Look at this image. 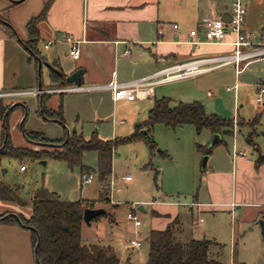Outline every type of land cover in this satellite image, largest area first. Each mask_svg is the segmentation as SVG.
<instances>
[{"label":"crops","instance_id":"0c3cea01","mask_svg":"<svg viewBox=\"0 0 264 264\" xmlns=\"http://www.w3.org/2000/svg\"><path fill=\"white\" fill-rule=\"evenodd\" d=\"M47 2L49 5L46 15L37 24L40 32L39 47L44 55V59L39 60V63L44 62L40 72L35 58L30 59V51L24 40L28 38L29 20L39 15ZM230 2L207 0L205 11L202 12L203 3L200 0H0V14L8 19L18 34L13 36L6 25L0 22V97L11 104H26V107L18 106L9 118V127L10 120L14 124L12 133L10 131L14 144L27 147L35 145L25 133V130H39L33 122L24 125L30 105L35 108L39 118L62 125L63 134L50 136L53 138L65 136L68 139L72 133L79 131L77 127L74 131L73 125L68 122L71 114L76 119L87 120L89 117L86 107L77 104V100L72 97L78 91H47L77 84L53 83L48 64H59L65 77L81 68L83 83L92 84L105 83L113 77L131 79L175 62L229 52L234 47L231 40L235 38V34L229 33L225 42H202L196 45L191 41L190 31L198 29L203 36L204 17L209 13L228 14ZM246 3L245 25L258 32V39L264 41V10L259 9L264 0H246ZM175 23L179 24V28H175ZM74 43L80 48L78 58L70 53ZM47 44L49 45L46 46ZM127 49L130 50L128 54L125 53ZM259 61L264 64V59L253 60L239 73ZM44 68L48 69V76L43 80ZM257 78L259 83L250 84H257L258 89L264 87L262 64ZM184 81L178 79L157 85L153 95L155 100L163 96L172 97L173 104L179 100H197H186V92L189 90L171 86ZM158 88L162 89L160 97H157ZM40 90L43 91L38 92ZM105 90L115 107L129 105L134 108L131 116L133 121L140 116L148 117L149 110L155 103L153 99L115 100L112 92ZM18 91L23 92L17 93ZM44 93L51 94L47 106L53 110H58L63 99L64 122L44 114L40 107ZM25 96L31 98L27 99ZM139 109L146 110V113L139 115ZM116 120L117 123L120 121ZM237 125L238 123L232 133H221L220 141L215 143L212 150L204 152L208 154L205 167L198 169L193 199L185 204L188 206L187 210H181L177 202L155 200L152 225L148 232L154 228L163 229L178 218L180 237L184 238V220L190 215L193 222L191 237L214 239L211 249L223 243L230 245V259L221 260L228 264H264V230L261 223L264 220V163H257L260 152L264 154V151L256 136V144L253 145L248 140L252 126L251 131L241 136L237 132ZM5 127L6 121L0 119V148ZM215 134L211 131L213 138ZM213 138H208L205 145H211ZM126 176L127 174L124 177ZM131 180L132 178L127 179ZM1 182L3 177L0 173V184ZM10 184L20 187L19 184ZM139 207L144 210L143 205ZM32 210L31 204L23 206L0 197V214L12 211L30 216ZM141 225L142 223L137 227ZM138 238L132 239V242ZM132 242H127L125 246L131 247ZM108 244L114 246L113 243ZM211 251L218 254L215 249ZM251 251L254 252V257H250ZM118 254L122 262L130 261V258L124 260L119 251ZM259 258L261 261L258 263L256 260ZM0 264H39L29 229L17 223L0 222Z\"/></svg>","mask_w":264,"mask_h":264},{"label":"rangeland","instance_id":"374dc122","mask_svg":"<svg viewBox=\"0 0 264 264\" xmlns=\"http://www.w3.org/2000/svg\"><path fill=\"white\" fill-rule=\"evenodd\" d=\"M200 1L203 3L201 9L203 12L207 0ZM259 9L264 10V4H261ZM261 64L264 65L260 61L252 64L248 70L239 74L236 73L235 64H228L197 77L186 78L184 82L171 86L182 88L184 91L189 90L186 92V100H200L209 112H217L226 118L234 119V127L238 123L237 132L241 136L251 131V123L248 120L259 116L258 134L255 136L264 151V101L260 103L257 99L259 96L257 84H250L260 82L257 77ZM47 76L48 69L44 68L43 80ZM161 90L158 88L157 97L162 96ZM72 97L77 100V104L86 107L89 117L87 120L76 119L75 115L71 114L68 122L73 125V129L77 127L78 132L83 133L86 138H90L94 131L104 139L128 135L135 130L136 121H142L147 117V115L140 116L133 121L131 116L134 108L129 105L115 107L105 89L78 91ZM25 98L30 99L31 96ZM150 99L154 101L155 97L151 96L144 100ZM145 111L139 109L138 114L144 115ZM114 117L120 121L115 122L117 120H114ZM32 122L35 128L42 130L46 135L63 134L62 125L39 118L35 108L30 105L24 125ZM13 125V120H10V131ZM151 134L158 146L156 149L151 148L148 138L141 136L134 141L119 145L114 150L108 195L106 199H100L96 207H105L114 214L115 220L111 221L108 215H102L90 224L85 221L83 226L85 243H113L115 249L122 253L124 260L130 258L131 264L147 263L150 251L148 229L152 225L155 200L177 202L181 210H187L188 206L185 204L193 199V189L199 175L198 169L205 167L208 156L204 154L201 145H205L208 138H213L211 130L206 128L198 132L192 123L173 127L159 122L152 127ZM226 136L229 138L228 135ZM32 141L38 147L35 145L28 147L34 150L53 148L52 144L45 147L41 142ZM61 145L62 143L55 147L61 148ZM82 163L97 168L98 152L86 151ZM22 164L26 165V170L21 169ZM156 169L159 170L158 177H156ZM0 173L4 182L19 184L21 195L28 201H31L34 191L42 186L55 191L62 198L71 200L95 199L101 194L99 173L96 170L93 171V180L85 182L81 165L72 167L66 160L53 156L38 159L26 157L22 160L4 156L0 164ZM126 174L131 175V181H127L124 177ZM140 205L144 206V210L139 207ZM134 210L142 221L139 228L128 217L129 212ZM184 221L186 237L184 236L183 239H188L191 237L192 217L189 215ZM137 237L142 242L140 247L125 246L127 242L131 243L132 239ZM216 247L212 249L218 254L210 251L212 256L220 255V259H230L229 244L223 243ZM252 251L250 257H254ZM260 261V258L256 260L258 263Z\"/></svg>","mask_w":264,"mask_h":264},{"label":"trees","instance_id":"16d2710c","mask_svg":"<svg viewBox=\"0 0 264 264\" xmlns=\"http://www.w3.org/2000/svg\"><path fill=\"white\" fill-rule=\"evenodd\" d=\"M49 2L44 10L37 16L32 17L28 22V38L24 40L30 51V59L35 58V63L39 67V60L44 59V55L39 47L40 32L38 21L46 15ZM0 22H3L13 36H18L15 28L0 14ZM56 69H51L53 83L60 85L68 84L69 81L59 64H55ZM63 74H62V73ZM50 93H44L40 102V107L46 116L56 117L62 122L65 121L63 99L58 110H53L47 106ZM173 98L163 96L157 98L153 107L149 110L148 117L135 124V130L123 136L104 139L94 131L90 138H86L83 133L74 132L67 139L53 138L39 130H25L29 139L43 143L45 147L52 144V149L44 148L34 150L27 146L15 145L9 130V118L11 113L18 107H26V104H11L6 102L4 97H0V119L6 121L4 137L0 148V164L4 156L24 159L46 158L53 156L66 160L72 167L81 165L83 172L97 171L101 183V194L95 199H66L60 197L55 191L47 187H39L34 193L31 201L24 198L20 193V187L10 183L1 182L0 197L6 201H13L20 205H32V214L26 216L22 212L7 211L0 214V222L17 223L27 228L32 234V243L39 264H131L128 260L122 262L118 251L110 244L85 243L83 240L84 212L87 207H96L100 199H106L108 188L110 187V175L113 171V153L121 144L129 143L141 136L148 138L151 148L158 146L151 134L152 127L159 122L169 126H182L187 123L195 125L196 130L201 132L209 129L213 133H232L234 130V119H229L217 112H209L200 100L184 101L179 100L173 104ZM259 116L249 120L253 127L248 140L254 145L256 124ZM147 128V132L143 129ZM220 141V140H219ZM218 141V142H219ZM62 143L61 148L55 145ZM217 143V142H216ZM213 145H201L205 153H209ZM256 149H259L258 147ZM95 150L98 152L99 164L97 168L89 167L82 163L83 155L86 151ZM257 163H264V154L260 152ZM159 170L156 169V177ZM102 215H108L110 220H114V214L106 211ZM180 221L178 218L172 220L167 227L154 228L149 233L150 251L146 264H228L227 262L210 254L211 245L214 239L202 237H190L183 239L180 237Z\"/></svg>","mask_w":264,"mask_h":264},{"label":"built area","instance_id":"2783aa9c","mask_svg":"<svg viewBox=\"0 0 264 264\" xmlns=\"http://www.w3.org/2000/svg\"><path fill=\"white\" fill-rule=\"evenodd\" d=\"M228 14L230 16L229 20H226L223 14H207L203 19V36H201L198 29H192L190 35L192 36L191 41L198 45L202 42H225L228 34L233 33L235 34V38L231 40V43L234 47L229 52H221L175 62L173 64L162 66L149 74L131 79L121 80L117 77H113L105 83L71 84L48 89L47 91H88L108 89L112 92L115 100L146 99L155 94L156 86L159 84L178 79L194 78L228 64H235L236 72L239 73L251 61L264 59V41L258 39V32L245 25L247 19L246 0H231ZM174 26L175 28H179L178 23H175ZM48 45L49 44L46 46ZM70 53L74 58L80 56V48L78 44H73ZM125 53H130V50L127 49ZM42 91L43 90H40L38 92ZM22 92L23 91H18L17 93ZM257 99L260 103L264 101L263 86L259 87V96ZM241 152L245 153V151ZM26 168V165L23 164L22 169ZM93 175V172H84L82 177L85 182H91L93 180ZM126 178L131 179V175H127ZM128 217L130 220L134 221L136 226H139L142 223L136 210L129 212ZM132 245L140 246L142 245V242L139 239L134 240Z\"/></svg>","mask_w":264,"mask_h":264},{"label":"water","instance_id":"95a60500","mask_svg":"<svg viewBox=\"0 0 264 264\" xmlns=\"http://www.w3.org/2000/svg\"><path fill=\"white\" fill-rule=\"evenodd\" d=\"M224 18L226 20H229L230 19L229 14L224 15ZM43 63H44L43 61H40V63H39V70H40V72H42ZM46 64H48V63H46ZM48 65L51 67V69L58 70V69H56V67L54 65H52V64H48ZM82 75H83V70L81 68H79V69L75 70L74 72H72L71 74H69L66 78L71 83L76 82L77 84H82L83 83V76ZM75 130L76 129H74V131ZM143 132H147L148 133V129L147 128H144L143 129ZM220 137H221V133H216L215 134V137L211 141V145H213L214 143H216L220 139ZM106 211H107V209L105 207H103V206H100V207H87L85 209V212H84V220L87 223L90 224V223H92V221L97 216H99L100 214H102V213H104ZM261 223H262V228L264 230V220H261Z\"/></svg>","mask_w":264,"mask_h":264}]
</instances>
